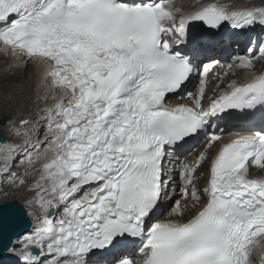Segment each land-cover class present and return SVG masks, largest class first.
<instances>
[{
    "label": "snow or ice",
    "instance_id": "6c2138e0",
    "mask_svg": "<svg viewBox=\"0 0 264 264\" xmlns=\"http://www.w3.org/2000/svg\"><path fill=\"white\" fill-rule=\"evenodd\" d=\"M192 22L211 30L264 26V6L209 3L184 14L174 0H0L5 53L25 64L43 61L49 95L59 90L67 101L43 107L41 126L30 118L0 119L22 137L14 143L0 134V184L34 193L23 205H0V229L20 236L18 264H88L92 251L107 249H113L107 264H257L252 251L264 241V179L249 176L252 167L264 168V122L219 147L202 188L196 173L219 140L213 118L264 108V72L223 89L217 84L205 105L211 67L205 64L196 92L187 93L190 103L167 105L197 71L181 50ZM255 59L249 48L228 69L252 70ZM201 132L207 143L193 161L171 159ZM166 158L178 167L166 171ZM177 188L169 218L149 226ZM22 209L37 222L23 235L15 231ZM126 238L139 241L134 251L118 244Z\"/></svg>",
    "mask_w": 264,
    "mask_h": 264
},
{
    "label": "bare ground",
    "instance_id": "6f19581e",
    "mask_svg": "<svg viewBox=\"0 0 264 264\" xmlns=\"http://www.w3.org/2000/svg\"><path fill=\"white\" fill-rule=\"evenodd\" d=\"M179 1H181V3H180V5L181 6H183V5H191L195 0H179ZM261 2H263V1H261ZM207 47H206V49L207 50H209V51H215V52H217V53H220V52H222L223 51V46H221V45H219V44H211V45H206ZM2 58H4V59H2ZM0 59H2L3 60V62L5 63V64H7L9 67H11L12 69H10V71L9 72H11V74H9V75H7L5 78H2V77H0V88H1V92H2V89L3 90H5V88H6V91H7V89L9 90V86L7 87V86H5L3 83H5V84H11L13 87H16V88H20V86L19 85H22L23 86V89H25V90H28V86L27 85H25V84H27V81H28V73H31L32 71H33V69H34V72H32L33 74L35 73V79L33 80V82H31V89L29 90V92H30V94H31V98H35L36 96H35V92L37 93V95L39 94V96L41 95V97H44V95L46 94V92L45 91H42L38 86H36V81H37V78H36V73H37V71L35 72V68H38L39 66H38V64L36 63V62H34V63H29L30 64V66H32V67H30L29 69L30 70H28V73H27V70H26V68L25 67H27L28 66V63L24 66V69H25V71H18V70H15V68L16 67H19L20 66V68L22 69V64H25L24 63V61H14V60H12L11 59V57L9 56V55H5V54H3V53H1L0 52ZM211 59H213V58H209L208 60H206V62H208V61H210ZM31 62H33V61H31ZM225 63V62H224ZM23 69V70H24ZM224 86H220V89H222ZM33 88V89H32ZM34 90V91H33ZM0 92V93H1ZM12 92V91H11ZM26 92V91H25ZM2 94H4V93H2ZM1 94V95H2ZM13 94H14V92H13ZM12 94V99H19L21 96H19V95H13ZM17 101V100H16ZM43 101V100H42ZM28 102H30V101H28ZM41 100H37V98L36 99H34L33 100V106L32 107H34L35 109H38V108H40L41 109V107L44 105V103L43 102H41ZM16 103V102H15ZM22 104V103H21ZM27 104V107H28V103H26ZM26 107V106H25ZM25 107H22V108H18V110L14 113H11V114H7V116L8 117H12L13 118V116H17L18 114H20L21 116H20V118H30V119H33L34 118V116H36L37 115V113L39 112V111H37V112H35L34 113V110H31V111H29L30 109H28V108H25ZM39 109V110H40ZM2 115H4V113H2V114H0V116H2ZM14 119V118H13ZM19 119V118H18ZM34 124H36L37 126H41L40 124H39V121L38 122H36V123H34ZM0 128L1 129H4L5 131H7L8 132V134L10 133V125H9V123L7 122L6 124H4V125H1L0 126ZM237 129H240L238 126L237 127H235V128H232V130L230 129V130H228L227 132H226V134L227 133H230L231 131H237ZM20 137V136H19ZM21 140H22V137H20L19 139L17 138L15 141H12L11 140V142H14V143H20L21 142ZM204 143H207V142H204ZM196 148H199L198 146H194V147H192L191 149H190V152H188L189 153V157H188V154L187 155H185V157L183 158L184 160H187L188 158H190V157H192V156H195L196 155V153L197 152H195L196 151ZM212 148V147H211ZM192 150V151H191ZM211 152V149L209 150V152H208V154ZM198 154V153H197ZM208 159V158H207ZM206 159V160H207ZM190 160H191V158H190ZM206 163V161L202 164V166L200 167V170H202L203 171V165ZM38 166V165H37ZM174 166H176V165H174ZM173 166V167H174ZM16 168V167H15ZM23 169L22 168H17V170H14V171H17V172H21ZM204 172H202V173H200V172H197L196 173V175H199V176H197L199 179L200 178H202V174H203ZM203 178H204V175H203ZM202 178V179H203ZM32 179H33V177H32ZM199 183L200 182H196V186L198 187V188H200L199 187ZM204 183V182H203ZM4 184V183H3ZM5 184H9V183H5ZM0 185H2V184H0ZM9 185H11V184H9ZM203 185V184H202ZM201 185V188L203 187ZM19 187V186H18ZM18 187H13V185H12V187H11V189H8L7 191H5L6 193H13V196L11 195V194H7V195H3V197H1L0 198V202H2V201H4L5 199H9V198H12V199H17V198H19V200L23 203L24 202V200L25 199H28V198H30V197H32L33 195H34V193L33 192H29V191H26V188H22V190H21V193H19L18 192V194L19 195H17L15 192L16 191H18L17 189H18ZM191 201H189V203H190ZM182 203H184V201L182 200ZM160 206H161V209L158 211V213H157V219H167V218H169L168 217V213H169V211H171V210H169V211H167V212H165L164 210H163V208L165 207V204L164 203H162V204H160ZM28 232H30V231H28ZM27 233V232H26ZM19 239H20V237L16 240V242H15V246L12 248L14 251H18L19 250V247H18V241H19ZM14 251H12V252H14ZM11 253V252H10Z\"/></svg>",
    "mask_w": 264,
    "mask_h": 264
},
{
    "label": "rangeland",
    "instance_id": "374dc122",
    "mask_svg": "<svg viewBox=\"0 0 264 264\" xmlns=\"http://www.w3.org/2000/svg\"><path fill=\"white\" fill-rule=\"evenodd\" d=\"M239 1L240 2H245V3H252L255 0H239ZM2 59H4V58H2ZM2 59H0V77L5 78L7 75L11 74V72H9V71L12 68L9 67L7 64H5ZM30 67H32V66H30L28 64V66L25 67V68H26V70L27 69L30 70L29 69ZM23 69H24V66H22V69L20 68V66L15 68V70H18V71H25V69L24 70ZM28 70H27V73H28ZM32 72H34V69H33ZM32 72L31 73H28V77L29 78H28L27 84H25V85H27L29 87L28 90L23 89V86L22 85H19L20 88H16V87H13L11 84H5V83H3L7 87L9 86L8 87L9 90L7 89V91H6V88H5V90L2 89V92L0 91L1 92L0 93V114L4 113V115H7V114H11L13 112L15 113L18 110V108L20 109V108L25 107V106H26L25 108L30 109L29 111L34 110V113L37 112V111H39L40 108L35 109L34 107H32L33 106V100L36 99L37 96H39V94L37 95V93L35 92V96L36 97L33 99V98H31V94L29 92V90L31 89V82H33V80L35 79V73L33 74ZM0 90H1V88H0ZM13 92H14L15 95L17 94V95L21 96L19 99H16L17 101L15 99H12V97H11L12 94H13ZM2 93H4V94H2ZM40 97H41V95H40ZM28 101H30V102H28ZM45 101L46 100H44V102ZM41 102H43V101L41 100ZM26 103H28V107H27V104ZM20 116L21 115L18 114L16 117L13 116V118H14V120H17L18 118H20ZM33 123H36V122H33ZM40 135L42 136V133ZM10 136H11V138H13L12 141H15L17 138L18 139L20 138L19 136L11 135V133H10ZM204 149H205V146L201 145L200 148H197L195 152H197L199 154ZM188 152H190V151H188ZM197 153H196L195 156L190 157L191 159L193 158L192 161L198 155ZM187 154H188V157H189V153H187ZM190 158H188L187 160H190ZM17 168H19V167H16L15 168V166H14L13 170H17ZM206 168H207V162L203 165V168H202L203 171L200 170V168H199L197 172H200V173L204 172L205 173ZM204 173L202 174V178H203ZM197 176H199V175H197ZM202 178H200V179L198 178L196 180V182H200L199 183V187L200 188H201V185L203 184V182H205L206 175H205V179H202ZM27 179L29 181H31L32 180V177L31 176L30 177H27ZM11 187H12V185L5 184V183L2 184V185H0V198L3 197V195H5V193H6L5 191H7L8 189H11ZM22 188H25V186H19L18 189H17L18 191H16L15 193L17 195H19L18 192L21 193ZM7 194L8 195L11 194L13 196V193H11V192L10 193H7Z\"/></svg>",
    "mask_w": 264,
    "mask_h": 264
},
{
    "label": "water",
    "instance_id": "95a60500",
    "mask_svg": "<svg viewBox=\"0 0 264 264\" xmlns=\"http://www.w3.org/2000/svg\"><path fill=\"white\" fill-rule=\"evenodd\" d=\"M4 118L5 116L1 117L0 119H4ZM5 122L6 120H4L3 123H0V125L4 124ZM0 134H2L7 139V136L5 135V133L3 132L1 128H0ZM8 201H14V202H17L18 205H22L16 199L2 201L0 205H3L5 202H8ZM23 211H24V215H23L22 221L20 222L19 226L15 229V231L19 233L27 231L30 227V220L26 216V211L25 210ZM15 236L17 235H13L11 230L0 229V254L1 252H3L4 249L8 247V245L12 241V238Z\"/></svg>",
    "mask_w": 264,
    "mask_h": 264
}]
</instances>
